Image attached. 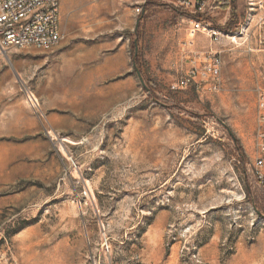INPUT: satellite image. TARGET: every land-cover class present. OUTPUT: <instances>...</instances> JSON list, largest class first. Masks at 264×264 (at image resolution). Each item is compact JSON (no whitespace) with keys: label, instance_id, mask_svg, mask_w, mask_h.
Segmentation results:
<instances>
[{"label":"rangeland","instance_id":"obj_1","mask_svg":"<svg viewBox=\"0 0 264 264\" xmlns=\"http://www.w3.org/2000/svg\"><path fill=\"white\" fill-rule=\"evenodd\" d=\"M210 3L228 30L244 10ZM195 16L188 0H60L62 42L0 53V264H264V53L226 38L221 92L172 89L189 51L221 47L187 45Z\"/></svg>","mask_w":264,"mask_h":264},{"label":"built area","instance_id":"obj_2","mask_svg":"<svg viewBox=\"0 0 264 264\" xmlns=\"http://www.w3.org/2000/svg\"><path fill=\"white\" fill-rule=\"evenodd\" d=\"M195 12L188 28V46H194V37L206 35L221 47L217 50L188 52L189 68L172 85V89L194 86L201 93H219L223 89L221 76L223 40L228 39L233 47L244 45L249 53H264V0H244V10L234 19L233 28L228 30L209 18L211 0H188ZM230 7H228V10ZM211 17V16H210ZM60 25V0H0V53L12 48L34 47L49 51L62 40ZM239 42V43H238ZM27 101L36 107L33 95ZM255 176L264 184V88H256L255 112Z\"/></svg>","mask_w":264,"mask_h":264},{"label":"water","instance_id":"obj_3","mask_svg":"<svg viewBox=\"0 0 264 264\" xmlns=\"http://www.w3.org/2000/svg\"><path fill=\"white\" fill-rule=\"evenodd\" d=\"M137 26H138V21H137V24H136V28H137ZM135 43H136V41H135ZM136 54H137V48H135V55H136ZM133 67H134V69H135V71H136V73H137V76H138L140 82H141L142 85L145 87V84H144L143 78H142V76H141V73H140L139 69L136 67L135 62L133 63Z\"/></svg>","mask_w":264,"mask_h":264},{"label":"crops","instance_id":"obj_4","mask_svg":"<svg viewBox=\"0 0 264 264\" xmlns=\"http://www.w3.org/2000/svg\"><path fill=\"white\" fill-rule=\"evenodd\" d=\"M212 19H213V17H212ZM60 25H61V24H60ZM61 30H62V29H61ZM60 42H62V41H60ZM225 50H228V49L224 48L222 52H224ZM229 51H232V50H229ZM245 52H246V51H245ZM221 56H222V55H221ZM222 61H223V63H222V68H221V76H222V81H223V85H224V76H223V65H224V60H223V58H222Z\"/></svg>","mask_w":264,"mask_h":264},{"label":"trees","instance_id":"obj_5","mask_svg":"<svg viewBox=\"0 0 264 264\" xmlns=\"http://www.w3.org/2000/svg\"><path fill=\"white\" fill-rule=\"evenodd\" d=\"M231 3L233 4V7L235 8V5H234L235 4V0H231ZM200 17H201V15H199V14H197V16H195V18H200ZM233 23H234V21H233Z\"/></svg>","mask_w":264,"mask_h":264}]
</instances>
